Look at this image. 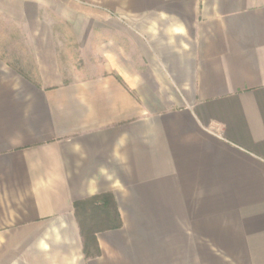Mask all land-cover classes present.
Listing matches in <instances>:
<instances>
[{
  "label": "crops",
  "instance_id": "0c3cea01",
  "mask_svg": "<svg viewBox=\"0 0 264 264\" xmlns=\"http://www.w3.org/2000/svg\"><path fill=\"white\" fill-rule=\"evenodd\" d=\"M0 25V264H264V0H0ZM103 194L121 228L86 259L74 204Z\"/></svg>",
  "mask_w": 264,
  "mask_h": 264
},
{
  "label": "trees",
  "instance_id": "16d2710c",
  "mask_svg": "<svg viewBox=\"0 0 264 264\" xmlns=\"http://www.w3.org/2000/svg\"><path fill=\"white\" fill-rule=\"evenodd\" d=\"M74 216L80 230L86 259L99 256L96 235L121 228V219L113 197L103 194L74 204Z\"/></svg>",
  "mask_w": 264,
  "mask_h": 264
},
{
  "label": "rangeland",
  "instance_id": "374dc122",
  "mask_svg": "<svg viewBox=\"0 0 264 264\" xmlns=\"http://www.w3.org/2000/svg\"><path fill=\"white\" fill-rule=\"evenodd\" d=\"M4 33H7V28L3 27V25H0V38H6L4 37ZM11 40H13V38H11ZM13 45H9V47H12ZM8 47V46H7ZM10 49V48H9ZM13 49V48H11ZM17 55V53L15 54V52H0V60L9 64V65H16L14 62V56ZM19 55V54H18ZM20 72H25L27 74H31L32 71L29 72V70H19Z\"/></svg>",
  "mask_w": 264,
  "mask_h": 264
}]
</instances>
